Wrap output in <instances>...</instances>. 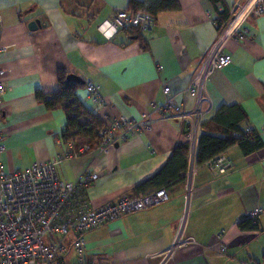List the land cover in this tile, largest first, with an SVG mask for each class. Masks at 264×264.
Returning <instances> with one entry per match:
<instances>
[{
  "label": "crops",
  "instance_id": "0c3cea01",
  "mask_svg": "<svg viewBox=\"0 0 264 264\" xmlns=\"http://www.w3.org/2000/svg\"><path fill=\"white\" fill-rule=\"evenodd\" d=\"M130 1L142 0H0V70L5 90L0 107V174L24 171L55 160L60 183L77 181L84 171L98 179L75 193L73 204L98 207L120 196H137L134 188L154 176L174 147L186 143V123L155 113L150 130L116 143L108 154L96 151L74 157L70 140H63L68 114L63 106L49 109L37 97L49 99L60 90L59 78L76 76L75 95L104 126L120 118L139 119L170 93L182 111L194 109L185 93L199 74L211 49L221 39L218 13L234 17L243 38H228L219 50L229 63L211 71L203 82L200 110L203 123L222 107L239 106L264 145V12L252 0H177L179 8L156 16L150 33H118L102 37L98 26ZM242 3V4H241ZM264 3V2H263ZM243 5V6H242ZM242 17V18H241ZM41 27L31 31L29 23ZM69 82V81H67ZM95 84L105 101L93 105L85 86ZM90 140V139H89ZM91 146V144H90ZM92 142V149H95ZM230 167L219 174L207 165L195 172L187 193L185 181L170 187L169 201L126 214L85 234L86 264H254L264 254V147L248 156L234 146L225 153ZM259 208L257 231H242L238 223ZM186 214L183 236L196 245L174 243ZM224 234L225 255L218 235ZM68 240L67 244H70ZM207 247H212L206 250ZM66 259L74 262L70 250Z\"/></svg>",
  "mask_w": 264,
  "mask_h": 264
},
{
  "label": "built area",
  "instance_id": "2783aa9c",
  "mask_svg": "<svg viewBox=\"0 0 264 264\" xmlns=\"http://www.w3.org/2000/svg\"><path fill=\"white\" fill-rule=\"evenodd\" d=\"M264 0H256L257 13L264 12ZM242 7L240 8V10ZM239 13V12H238ZM237 15H234V18ZM232 20V21H233ZM232 21L221 32V39L205 57L199 74L190 82L185 93L193 98L194 109L182 111L171 95L169 87L162 90L164 101L160 106H154L149 113H144L139 119L120 118L111 120L96 131V148L90 147V140L77 144L76 139L68 142L74 150V157L86 155L91 151L108 154L112 147L128 140L132 135L151 129L158 113L162 119H180L186 123L187 168L184 181L187 193L192 178L199 167L196 164L198 144L204 134L202 129L203 113L200 110L202 88L206 76L214 70L229 63L227 55L221 54L219 45L222 41L236 37L241 40L243 32L239 24L230 27ZM155 19L147 14L134 13L128 10L117 11L112 19L103 21L98 30L107 41L118 33L130 29L138 33H150L155 27ZM4 71L0 70V107L5 90L1 82ZM86 93L93 105L99 109L105 107V101L99 93V87L88 83ZM245 133L253 131L251 126L243 127ZM3 137L0 134V153L3 152ZM60 160L47 163H36L24 171L0 174V264H86L85 234L109 222L115 221L126 214L136 213L169 201V193L165 189H156L137 196H120L117 200L106 202L98 207H90L86 201L77 205L73 199L77 191L87 189L98 179L96 172L86 170L77 181L60 183L56 174V166ZM205 165L219 174H224L230 167L225 154L216 156ZM262 210L256 208L248 211L243 219L257 224ZM186 214L181 219L179 229L172 246L164 255L165 258L181 246L196 245L191 237L183 236ZM224 234L218 235L217 244L220 255H225L226 245ZM70 240V244L67 242ZM212 247H207L210 250ZM73 252L75 261L66 259L69 251Z\"/></svg>",
  "mask_w": 264,
  "mask_h": 264
},
{
  "label": "trees",
  "instance_id": "16d2710c",
  "mask_svg": "<svg viewBox=\"0 0 264 264\" xmlns=\"http://www.w3.org/2000/svg\"><path fill=\"white\" fill-rule=\"evenodd\" d=\"M178 8L177 0H142L130 1L128 4V11L147 14L154 19L160 13L173 12ZM230 18L231 16L225 11L218 13L217 27L220 32L224 30ZM125 32L140 35L134 29ZM58 82L60 90L57 93L49 99L38 94V99L49 109L57 106L64 107L68 114L67 127L63 134L64 141L73 138L90 139L92 148L96 131L103 127L102 123L78 100L75 95L76 85L67 82L66 76L60 77ZM245 121L246 115L241 107L232 106L220 108L209 121L204 122L202 124L204 134L199 140L196 164L202 166L234 146H237L244 156L262 149L264 145L254 130L249 133L243 131L242 124ZM187 151L186 143L174 147L165 165L154 176L135 187V193L145 194L156 189L168 190L183 182L187 168ZM238 227L242 231L254 232L258 230L257 224L248 219H241ZM254 264H264V254L260 262Z\"/></svg>",
  "mask_w": 264,
  "mask_h": 264
},
{
  "label": "water",
  "instance_id": "95a60500",
  "mask_svg": "<svg viewBox=\"0 0 264 264\" xmlns=\"http://www.w3.org/2000/svg\"><path fill=\"white\" fill-rule=\"evenodd\" d=\"M41 27V25H40V23L37 21V20H35V21H33V22H31V23H29V25H28V28H29V30H31V31H34V30H37L38 28H40ZM67 81H69V82H75V83H78V84H83V82L82 81H80L76 76H74V75H69L68 77H67Z\"/></svg>",
  "mask_w": 264,
  "mask_h": 264
},
{
  "label": "rangeland",
  "instance_id": "374dc122",
  "mask_svg": "<svg viewBox=\"0 0 264 264\" xmlns=\"http://www.w3.org/2000/svg\"><path fill=\"white\" fill-rule=\"evenodd\" d=\"M241 4H242V3H241ZM242 6H243V5H242ZM242 9H243V7H242ZM239 11H240V8H238V9L236 10L235 15H237ZM232 20H233V17H231V18L229 19L227 25H228ZM227 25H226V26H227ZM225 28H226V27H225Z\"/></svg>",
  "mask_w": 264,
  "mask_h": 264
},
{
  "label": "bare ground",
  "instance_id": "6f19581e",
  "mask_svg": "<svg viewBox=\"0 0 264 264\" xmlns=\"http://www.w3.org/2000/svg\"><path fill=\"white\" fill-rule=\"evenodd\" d=\"M255 1H256V0H252V1L249 3V8L252 7V6L254 5ZM241 18H242V17H241ZM240 20H241V19H240ZM240 20H239V21H240ZM239 21H238V22H239ZM238 22H237V24H238ZM237 24H236V25H237ZM230 27H231V26H230Z\"/></svg>",
  "mask_w": 264,
  "mask_h": 264
}]
</instances>
